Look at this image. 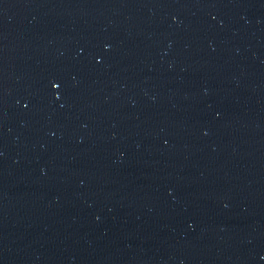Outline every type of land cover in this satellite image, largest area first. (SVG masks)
Masks as SVG:
<instances>
[{"label":"water","instance_id":"obj_1","mask_svg":"<svg viewBox=\"0 0 264 264\" xmlns=\"http://www.w3.org/2000/svg\"><path fill=\"white\" fill-rule=\"evenodd\" d=\"M0 264H264V0H0Z\"/></svg>","mask_w":264,"mask_h":264},{"label":"snow or ice","instance_id":"obj_2","mask_svg":"<svg viewBox=\"0 0 264 264\" xmlns=\"http://www.w3.org/2000/svg\"><path fill=\"white\" fill-rule=\"evenodd\" d=\"M59 87V85L57 83H52V88L53 89H57Z\"/></svg>","mask_w":264,"mask_h":264}]
</instances>
